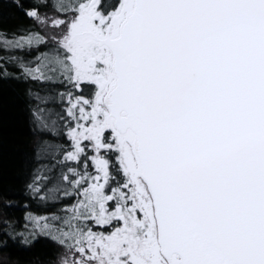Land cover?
Listing matches in <instances>:
<instances>
[{"label":"snow or ice","instance_id":"1","mask_svg":"<svg viewBox=\"0 0 264 264\" xmlns=\"http://www.w3.org/2000/svg\"><path fill=\"white\" fill-rule=\"evenodd\" d=\"M5 3L44 34L0 28V49L27 53L0 56V78L16 64L35 127L69 142L38 146L55 163L26 187L45 210L75 202L3 221L0 250L46 237L56 264H264V0Z\"/></svg>","mask_w":264,"mask_h":264},{"label":"trees","instance_id":"2","mask_svg":"<svg viewBox=\"0 0 264 264\" xmlns=\"http://www.w3.org/2000/svg\"><path fill=\"white\" fill-rule=\"evenodd\" d=\"M0 28L9 33L25 28L40 31L42 34L39 25L14 13L7 3L0 10ZM40 47L43 49L44 45ZM3 55L26 56L27 53L20 50L4 52L0 49V56ZM6 66L14 75L0 78V229L8 227L3 223L7 220L19 231L25 223L26 212L48 214L57 211L65 203H73L75 199L74 196H60L58 201H49L46 210L32 199L26 185L30 182L33 171L42 163H55L51 159L37 160L38 146L44 140L63 145L69 142L63 132L54 135L35 127L32 110L37 101L28 95L30 82L16 78L15 74L20 71L16 64L9 62ZM36 90L33 87V91ZM46 106L59 110L58 104L50 102ZM6 201L13 203L8 205ZM0 235H3L2 231ZM9 245L8 249L0 250V261L3 264H56L63 251L46 237H38L29 246L11 240ZM8 254L11 255L10 260L7 259Z\"/></svg>","mask_w":264,"mask_h":264},{"label":"rangeland","instance_id":"3","mask_svg":"<svg viewBox=\"0 0 264 264\" xmlns=\"http://www.w3.org/2000/svg\"><path fill=\"white\" fill-rule=\"evenodd\" d=\"M41 28V27H40ZM41 30H42V34H44V32H43V29L41 28ZM74 199H75V197H74ZM73 202H75V200L73 201Z\"/></svg>","mask_w":264,"mask_h":264}]
</instances>
